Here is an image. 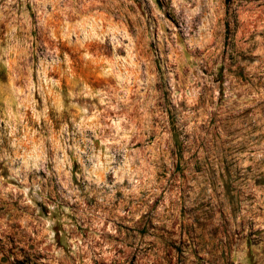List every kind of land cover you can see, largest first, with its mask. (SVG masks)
Instances as JSON below:
<instances>
[{
  "label": "rangeland",
  "instance_id": "obj_1",
  "mask_svg": "<svg viewBox=\"0 0 264 264\" xmlns=\"http://www.w3.org/2000/svg\"><path fill=\"white\" fill-rule=\"evenodd\" d=\"M0 264H264V0H0Z\"/></svg>",
  "mask_w": 264,
  "mask_h": 264
}]
</instances>
